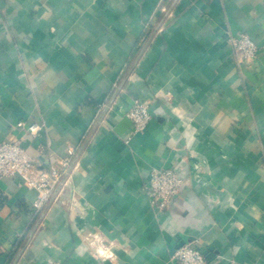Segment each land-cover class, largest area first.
Masks as SVG:
<instances>
[{
    "label": "crops",
    "instance_id": "0c3cea01",
    "mask_svg": "<svg viewBox=\"0 0 264 264\" xmlns=\"http://www.w3.org/2000/svg\"><path fill=\"white\" fill-rule=\"evenodd\" d=\"M239 33L260 49L247 65ZM136 102L152 120L133 136ZM12 138L42 169L68 151L73 166L40 213L0 177V264H174L193 240L211 264H264V0H0ZM161 169L184 180L163 212L147 189Z\"/></svg>",
    "mask_w": 264,
    "mask_h": 264
},
{
    "label": "built area",
    "instance_id": "2783aa9c",
    "mask_svg": "<svg viewBox=\"0 0 264 264\" xmlns=\"http://www.w3.org/2000/svg\"><path fill=\"white\" fill-rule=\"evenodd\" d=\"M227 41L231 45L238 64L247 65L259 52L258 45L246 33L228 34ZM127 116L132 122V135L143 133L152 115L146 104L136 102L129 109ZM18 127L27 125L19 122ZM32 136H38L42 130L40 123H32L27 127ZM37 152L42 151L38 147ZM72 151L60 159L50 169H42L36 157L30 152L21 139L12 138L0 141V177L19 180L26 188L35 192L33 209L40 213L47 205L52 203L57 194L63 189L71 172ZM66 177L60 189L58 187ZM184 180L180 174L172 169L154 170L151 174L147 189L150 191V202L159 212L167 211L172 201L182 190ZM174 264H211L205 251L199 246L197 240L188 241L172 254Z\"/></svg>",
    "mask_w": 264,
    "mask_h": 264
},
{
    "label": "water",
    "instance_id": "95a60500",
    "mask_svg": "<svg viewBox=\"0 0 264 264\" xmlns=\"http://www.w3.org/2000/svg\"><path fill=\"white\" fill-rule=\"evenodd\" d=\"M72 166H73V165H72ZM72 166H71V168L69 169V171L72 169ZM65 179H66V177L63 179L62 183H61L60 186L58 187V190L60 189L61 185L64 183Z\"/></svg>",
    "mask_w": 264,
    "mask_h": 264
}]
</instances>
